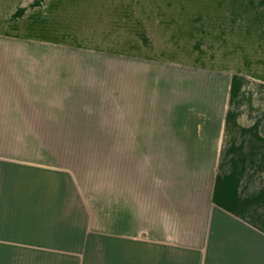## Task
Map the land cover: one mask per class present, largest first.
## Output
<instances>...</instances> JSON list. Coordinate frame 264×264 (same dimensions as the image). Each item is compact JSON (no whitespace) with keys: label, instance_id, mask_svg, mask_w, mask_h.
I'll return each mask as SVG.
<instances>
[{"label":"rangeland","instance_id":"374dc122","mask_svg":"<svg viewBox=\"0 0 264 264\" xmlns=\"http://www.w3.org/2000/svg\"><path fill=\"white\" fill-rule=\"evenodd\" d=\"M199 12L0 9V162L54 172L72 210L57 211L56 226L110 225L128 185L138 199L166 194L141 157L160 144L213 145L212 118L224 114L226 137L237 125L264 128V85L234 90L222 114L190 106L187 85L230 76L218 72L229 37ZM177 202L185 215V198Z\"/></svg>","mask_w":264,"mask_h":264},{"label":"crops","instance_id":"0c3cea01","mask_svg":"<svg viewBox=\"0 0 264 264\" xmlns=\"http://www.w3.org/2000/svg\"><path fill=\"white\" fill-rule=\"evenodd\" d=\"M39 8L201 11L204 24L229 37L218 72L230 76L187 85L193 103L185 104L222 114L234 90L264 85V0H0V9ZM209 122L213 145L160 144L149 150L156 157H141L152 160L166 194L144 190L138 204L128 185L110 225L56 226V212L72 210L54 172L0 162V264H264V128L237 125L226 137L224 114ZM158 136L178 142L176 132Z\"/></svg>","mask_w":264,"mask_h":264}]
</instances>
